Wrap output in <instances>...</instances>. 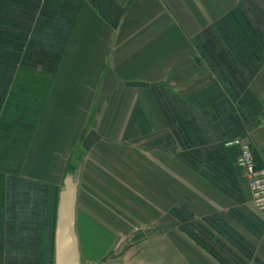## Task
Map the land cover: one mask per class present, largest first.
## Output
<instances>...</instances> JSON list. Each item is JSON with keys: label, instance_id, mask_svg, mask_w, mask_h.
<instances>
[{"label": "crops", "instance_id": "obj_1", "mask_svg": "<svg viewBox=\"0 0 264 264\" xmlns=\"http://www.w3.org/2000/svg\"><path fill=\"white\" fill-rule=\"evenodd\" d=\"M236 138L264 167V0H0V264H55L70 172L83 264H264Z\"/></svg>", "mask_w": 264, "mask_h": 264}, {"label": "water", "instance_id": "obj_2", "mask_svg": "<svg viewBox=\"0 0 264 264\" xmlns=\"http://www.w3.org/2000/svg\"><path fill=\"white\" fill-rule=\"evenodd\" d=\"M79 181L74 172L66 175L59 194L55 233V264H83L76 230Z\"/></svg>", "mask_w": 264, "mask_h": 264}, {"label": "built area", "instance_id": "obj_3", "mask_svg": "<svg viewBox=\"0 0 264 264\" xmlns=\"http://www.w3.org/2000/svg\"><path fill=\"white\" fill-rule=\"evenodd\" d=\"M225 145L240 147L241 152L237 159V165L249 180L253 205L264 212V167L258 166L253 149L247 141L236 138L227 141Z\"/></svg>", "mask_w": 264, "mask_h": 264}, {"label": "rangeland", "instance_id": "obj_4", "mask_svg": "<svg viewBox=\"0 0 264 264\" xmlns=\"http://www.w3.org/2000/svg\"><path fill=\"white\" fill-rule=\"evenodd\" d=\"M82 150H83V148H82ZM79 154H81V157L83 158L84 157V155H85V153L82 151V152H78ZM99 165V163H97V166Z\"/></svg>", "mask_w": 264, "mask_h": 264}, {"label": "trees", "instance_id": "obj_5", "mask_svg": "<svg viewBox=\"0 0 264 264\" xmlns=\"http://www.w3.org/2000/svg\"><path fill=\"white\" fill-rule=\"evenodd\" d=\"M259 166V165H258Z\"/></svg>", "mask_w": 264, "mask_h": 264}]
</instances>
